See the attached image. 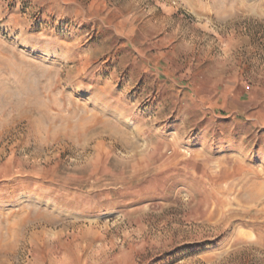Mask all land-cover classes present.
I'll return each mask as SVG.
<instances>
[{
    "label": "rangeland",
    "instance_id": "obj_1",
    "mask_svg": "<svg viewBox=\"0 0 264 264\" xmlns=\"http://www.w3.org/2000/svg\"><path fill=\"white\" fill-rule=\"evenodd\" d=\"M0 264H264V0H0Z\"/></svg>",
    "mask_w": 264,
    "mask_h": 264
}]
</instances>
